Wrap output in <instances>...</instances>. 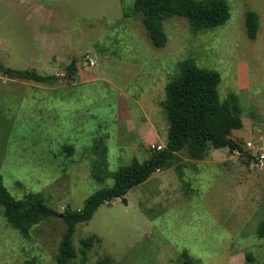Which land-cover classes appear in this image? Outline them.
<instances>
[{
  "label": "rangeland",
  "instance_id": "1",
  "mask_svg": "<svg viewBox=\"0 0 264 264\" xmlns=\"http://www.w3.org/2000/svg\"><path fill=\"white\" fill-rule=\"evenodd\" d=\"M226 1L229 19L212 29L193 32L185 18H165L166 42L156 48L134 0H0V64L60 76L38 88L0 82V178L8 192L16 199L39 194L57 211L79 209L114 183L93 173L115 172L164 147L161 102L186 59L219 72L221 100L238 96L242 127L232 136L258 156L264 0ZM248 11L257 14L254 39L246 33ZM72 59L74 79L65 76ZM179 156L181 168L153 173L128 190L126 203H104L76 225L77 250L84 237L101 239L85 264L105 257L109 264H181L183 251L199 264H264V165L227 148H207L198 160ZM64 230L60 218L49 217L23 237L0 216V264H56Z\"/></svg>",
  "mask_w": 264,
  "mask_h": 264
},
{
  "label": "trees",
  "instance_id": "2",
  "mask_svg": "<svg viewBox=\"0 0 264 264\" xmlns=\"http://www.w3.org/2000/svg\"><path fill=\"white\" fill-rule=\"evenodd\" d=\"M229 9L226 0H134L133 3V12L141 14L147 35L156 48L166 42L162 22L165 18L183 17L190 29L197 32L223 25L229 19ZM245 26L247 36L254 39L258 28L255 12L246 13ZM178 68L176 75L167 84L166 97L161 102L168 124L164 147L150 152L142 162L133 159L130 164L115 172L93 173L98 180L112 176L114 183L88 196L79 209L66 207L63 211H57L44 204L39 194L35 193H27L23 198L16 199L3 186L0 178V216L6 224L21 236L28 237L30 229L40 221L49 217L60 218L65 224V230L59 243L56 264H78L74 262L78 253L79 264H85L88 252L101 239L96 234L84 237L77 250L73 244L76 225L90 220L104 203L116 198L126 203L124 196L129 189L145 182L153 173L175 165L180 160L179 153L183 152L198 160L204 158L207 148H227L231 152L238 151L245 163H257V150L253 152L252 149H244L243 144L232 136L233 130L242 127L237 116L240 103L238 96L232 92L223 100L220 99L219 72L199 67L192 59L180 61ZM2 72L9 76L15 75L11 70ZM76 72V60L72 59L66 65L65 76L74 79ZM17 73L35 84H58L60 80L57 74H39L35 70ZM103 151L106 153L105 148ZM101 163L106 165V160ZM176 165L181 168L179 163ZM261 222L264 227V218ZM97 264H109V259L105 257ZM181 264L199 263L183 251Z\"/></svg>",
  "mask_w": 264,
  "mask_h": 264
},
{
  "label": "crops",
  "instance_id": "3",
  "mask_svg": "<svg viewBox=\"0 0 264 264\" xmlns=\"http://www.w3.org/2000/svg\"><path fill=\"white\" fill-rule=\"evenodd\" d=\"M0 82L2 83H9V84H22V83H33L30 80H27L25 78H22L20 75H14V76H9V75H5V76H0ZM35 88H38V84L34 85Z\"/></svg>",
  "mask_w": 264,
  "mask_h": 264
},
{
  "label": "built area",
  "instance_id": "4",
  "mask_svg": "<svg viewBox=\"0 0 264 264\" xmlns=\"http://www.w3.org/2000/svg\"><path fill=\"white\" fill-rule=\"evenodd\" d=\"M248 146L247 147H250L249 145H251V143L250 142H247L246 143ZM158 149H160L159 147H158ZM237 154H239V152L238 151H235ZM258 164L260 165V166H263L264 165V143H262V145H261V152L258 154Z\"/></svg>",
  "mask_w": 264,
  "mask_h": 264
},
{
  "label": "water",
  "instance_id": "5",
  "mask_svg": "<svg viewBox=\"0 0 264 264\" xmlns=\"http://www.w3.org/2000/svg\"><path fill=\"white\" fill-rule=\"evenodd\" d=\"M0 70H2V71H8V70H10V69H8V68H5V67H3L1 64H0ZM15 75H19V73H17L16 71H12Z\"/></svg>",
  "mask_w": 264,
  "mask_h": 264
}]
</instances>
